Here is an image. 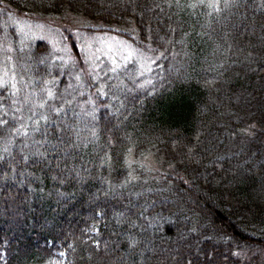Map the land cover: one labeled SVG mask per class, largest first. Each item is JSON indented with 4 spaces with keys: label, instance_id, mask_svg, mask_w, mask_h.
Instances as JSON below:
<instances>
[{
    "label": "trees",
    "instance_id": "16d2710c",
    "mask_svg": "<svg viewBox=\"0 0 264 264\" xmlns=\"http://www.w3.org/2000/svg\"><path fill=\"white\" fill-rule=\"evenodd\" d=\"M225 2L0 0L29 97L0 85V264H264V0ZM15 13L98 21L151 69L77 86Z\"/></svg>",
    "mask_w": 264,
    "mask_h": 264
},
{
    "label": "rangeland",
    "instance_id": "374dc122",
    "mask_svg": "<svg viewBox=\"0 0 264 264\" xmlns=\"http://www.w3.org/2000/svg\"><path fill=\"white\" fill-rule=\"evenodd\" d=\"M11 23L19 39L39 36L47 40L53 52L52 58L61 68L69 65L71 70L73 69L72 74L77 86L91 78L102 85L103 79L112 77L114 72L130 65L129 62L137 66L139 75L151 69L152 62L149 55L136 49L124 37L109 31H88L83 28L84 26L96 28L99 22L95 20L78 18L74 14H67L56 20H35L15 13ZM9 27L0 24V81H9L13 101H23V79L12 58V31L8 29ZM68 36L73 37L83 53L82 66L76 65ZM91 83L94 84L92 81ZM13 84L18 91L13 89ZM99 90L103 93V88L99 87ZM19 105L21 106L22 103H17V106Z\"/></svg>",
    "mask_w": 264,
    "mask_h": 264
},
{
    "label": "snow or ice",
    "instance_id": "6c2138e0",
    "mask_svg": "<svg viewBox=\"0 0 264 264\" xmlns=\"http://www.w3.org/2000/svg\"><path fill=\"white\" fill-rule=\"evenodd\" d=\"M214 7H218V5H213ZM229 6V3L227 2V0H226V2H225V7H228ZM41 63H43V61H41ZM3 83H5L4 81H0V84H3ZM13 89L15 90V91H18V89H15V84H13ZM54 94H53V92L51 91V90H48L47 91V96L48 97H52ZM115 98V97H114ZM16 103H22V104H27V103H29V97L28 96H25L24 97V100L23 101H13V104H16ZM37 105H35V104H33L32 105V108L30 109V111H33L34 109H35V107H36ZM44 105H43V103H40L39 104V107H43ZM18 111H19V109H17ZM53 111H59V109H53ZM29 119H32V117L31 116H29ZM41 119H47V117H41ZM0 123H2V124H8V121H0ZM34 123H38V121H34ZM21 128H25L26 129V125H21ZM35 130H38V129H35ZM12 131H14V132H17V133H19V129H15V128H13L12 129ZM38 156H43L44 154L43 153H40L39 151H37V153H36Z\"/></svg>",
    "mask_w": 264,
    "mask_h": 264
}]
</instances>
